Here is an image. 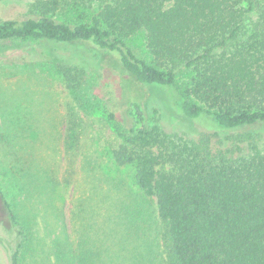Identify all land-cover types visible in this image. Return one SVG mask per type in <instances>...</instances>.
Segmentation results:
<instances>
[{
    "label": "trees",
    "instance_id": "1",
    "mask_svg": "<svg viewBox=\"0 0 264 264\" xmlns=\"http://www.w3.org/2000/svg\"><path fill=\"white\" fill-rule=\"evenodd\" d=\"M31 1L33 16L0 19V41L92 51L136 94L115 123L121 143L113 157L130 165L136 188L155 199L165 264H264V2L83 0L94 16L69 22L49 14L62 0ZM138 31L156 64L125 42ZM76 53H41L71 89L87 65ZM185 71L193 75L182 92L175 82ZM168 93L174 108L163 100ZM154 95L201 128L193 136L163 129L147 109ZM0 215L17 225L1 187ZM17 262L13 251L10 264Z\"/></svg>",
    "mask_w": 264,
    "mask_h": 264
},
{
    "label": "rangeland",
    "instance_id": "2",
    "mask_svg": "<svg viewBox=\"0 0 264 264\" xmlns=\"http://www.w3.org/2000/svg\"><path fill=\"white\" fill-rule=\"evenodd\" d=\"M37 12L31 0H0V19ZM49 14L76 22L95 11L83 0H62ZM125 42L156 64L143 31ZM49 51H77L87 63L77 88H68L42 59ZM97 58L70 45L0 41V187L17 219L13 225L0 215V264H10L13 251L17 264H165L155 199L143 196L133 183V168L113 157L121 143L115 123L122 121L124 101L136 94ZM192 75L177 73L178 91H188ZM163 100L175 107L173 93ZM168 106L154 95L147 108L163 129L193 136L201 128ZM134 205L139 214L127 221Z\"/></svg>",
    "mask_w": 264,
    "mask_h": 264
}]
</instances>
